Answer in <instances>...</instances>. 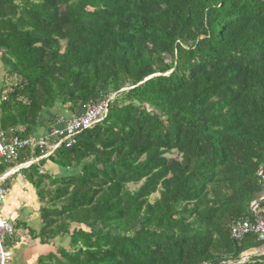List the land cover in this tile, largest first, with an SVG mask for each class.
Wrapping results in <instances>:
<instances>
[{
    "label": "trees",
    "instance_id": "1",
    "mask_svg": "<svg viewBox=\"0 0 264 264\" xmlns=\"http://www.w3.org/2000/svg\"><path fill=\"white\" fill-rule=\"evenodd\" d=\"M0 49L2 131L109 102L41 161L53 261L264 264L230 233L264 218V0H0Z\"/></svg>",
    "mask_w": 264,
    "mask_h": 264
},
{
    "label": "crops",
    "instance_id": "2",
    "mask_svg": "<svg viewBox=\"0 0 264 264\" xmlns=\"http://www.w3.org/2000/svg\"><path fill=\"white\" fill-rule=\"evenodd\" d=\"M3 54L4 51L0 49V132H4L1 130L2 102L11 86L17 83L16 78L6 74L2 63ZM51 115V113L46 114L45 120ZM72 117L70 115L59 117V122L54 127L63 129L65 122ZM52 129L53 127L50 129L39 127L31 137L41 140L48 137ZM14 130L20 137L24 132L23 128ZM27 151L35 153L39 150H25L16 163L0 166V186L10 190L7 199L0 203V220L12 222L16 227V234L6 241V247L16 253L13 255L18 259L19 264H57L53 260L56 259V252L62 243L59 240L54 243L49 242L40 236L43 228L42 210L45 209L46 203L41 198L40 190L36 188V182L44 175V172L49 171L55 175L61 172L57 166L41 164V161L49 154L24 161ZM26 164L27 166H24Z\"/></svg>",
    "mask_w": 264,
    "mask_h": 264
},
{
    "label": "built area",
    "instance_id": "3",
    "mask_svg": "<svg viewBox=\"0 0 264 264\" xmlns=\"http://www.w3.org/2000/svg\"><path fill=\"white\" fill-rule=\"evenodd\" d=\"M109 113V102L105 101L96 105H84L82 113L65 122L63 129L53 127L48 137L41 140L29 137L21 138L14 129L0 132V166L14 164L19 160L20 154L25 150H39L41 155L50 156L62 144L68 147L77 143V138L84 131L92 128L95 124L105 120ZM59 138L58 142L52 143V139ZM24 166H27L24 165ZM10 193L9 189L0 186V203H3ZM258 205H253L256 213ZM231 237L234 240H242L250 234L257 235L260 241H264V218L257 217L255 225L248 222H235L230 228ZM16 234L14 223L0 220V264H9L12 253L6 249V241ZM247 258H244L245 261Z\"/></svg>",
    "mask_w": 264,
    "mask_h": 264
},
{
    "label": "rangeland",
    "instance_id": "4",
    "mask_svg": "<svg viewBox=\"0 0 264 264\" xmlns=\"http://www.w3.org/2000/svg\"><path fill=\"white\" fill-rule=\"evenodd\" d=\"M168 157H172L171 155H169ZM173 158H176V156H173ZM138 187H131V190H136ZM155 197H157V196H154L152 199H155ZM69 242V240L66 238L65 239V242L63 243V246H65L67 243ZM6 249L8 250V251H10L11 253H12V260L9 262V264H19V261H18V259L16 258V257H14V253L12 252L13 250H11L10 248L8 249V247H6ZM57 251V250H56ZM57 253V255H58V257L60 258V256L62 255L63 256V254H62V252H60L59 254H58V251L56 252ZM16 254V253H15Z\"/></svg>",
    "mask_w": 264,
    "mask_h": 264
},
{
    "label": "bare ground",
    "instance_id": "5",
    "mask_svg": "<svg viewBox=\"0 0 264 264\" xmlns=\"http://www.w3.org/2000/svg\"><path fill=\"white\" fill-rule=\"evenodd\" d=\"M5 132V131H4ZM51 132V131H50ZM50 134V133H49ZM58 142V141H57Z\"/></svg>",
    "mask_w": 264,
    "mask_h": 264
}]
</instances>
